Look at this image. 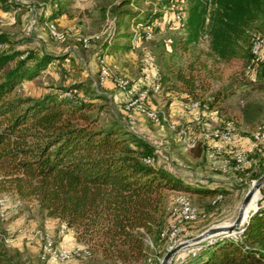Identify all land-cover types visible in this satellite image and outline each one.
<instances>
[{
    "label": "trees",
    "instance_id": "1",
    "mask_svg": "<svg viewBox=\"0 0 264 264\" xmlns=\"http://www.w3.org/2000/svg\"><path fill=\"white\" fill-rule=\"evenodd\" d=\"M45 1L41 14L45 24L73 15L75 0ZM145 1L98 3L103 20L113 18L99 58L118 51L129 53L135 48L133 41H150L177 26L170 40L172 63L159 50L160 69L149 94L157 83L159 90L171 83L189 101L207 102L208 108L220 112L221 101L235 95L239 84L246 85L247 80L237 75H257L264 82V57L253 51L254 36L264 34V0H152L143 7ZM5 3L15 10L26 6L19 1ZM167 13H174V18L165 20ZM32 38L0 31V190L34 200L46 216L74 228L88 245L86 254L94 247L111 262L158 264L150 260L151 247L145 237L148 233L158 238L168 231L164 228L167 191L196 195L198 203L204 204L197 208L206 216L226 202L233 187L248 189L242 181L254 182L264 175L258 147L247 155L249 165L240 157L214 152L219 161L216 168L236 179L232 185L213 178H185L174 167L155 163L158 154L148 140L121 120L103 121L104 106L97 100L105 96L87 82L39 97L21 93L25 81L37 79L53 66L64 73L65 62L74 61L69 51L30 44ZM203 41L206 47H201ZM219 82L225 83L211 100L202 99ZM254 85L250 89L264 91ZM262 124L264 130V121L258 126ZM190 150L196 157L203 156L202 143ZM224 159L230 162L227 170L221 168ZM217 196L221 199L216 200ZM250 215L240 232L218 234L174 264H264L262 200ZM0 264H19L1 240Z\"/></svg>",
    "mask_w": 264,
    "mask_h": 264
},
{
    "label": "rangeland",
    "instance_id": "2",
    "mask_svg": "<svg viewBox=\"0 0 264 264\" xmlns=\"http://www.w3.org/2000/svg\"><path fill=\"white\" fill-rule=\"evenodd\" d=\"M5 1L0 0L3 3L0 5V31H6L17 37H26L25 40L33 36L30 44H35L34 41L48 49L74 53V61H66L63 65L66 77H64L65 72L53 66L37 79L25 81L21 93L39 97L75 82L89 83L105 96L97 100L98 104L104 106L103 121L118 119L123 123L126 121L128 126H134L141 135L159 145L160 155L155 163L157 160L158 162L162 160L165 164L168 163L174 167L175 171L185 178H188L190 174L204 179L211 175H226L216 168L219 163L216 158L218 156L208 155V152L213 150L212 141H222V146H234V139L226 140L224 136H221L225 133H227L225 136L234 135L237 141L236 148L239 151V153L226 152L228 155L240 157V153H243L247 156L258 147L264 159V130L261 128L263 124L258 126L264 121V91L258 89L252 92L254 90L250 89L253 83L256 87L264 88V82L258 81L257 75H237L240 80H247L244 87L241 84L238 85V89L241 87L240 89L243 88L245 92H249L247 97L242 98L244 105L246 106L250 101L254 102L252 109L244 107L245 112L248 113L242 110L239 117V112L235 110V107H229L230 113L223 112L222 116L219 114L209 116L206 120L207 124L200 121L202 111L209 112L218 110V108H208L207 102L201 105L198 102L189 101L185 93L182 94L174 89L173 84L165 83L159 90L160 86L157 83L154 90L158 92L149 94V90L144 91L153 84L151 79H156L158 76L159 50L167 56L165 61L168 64L172 63L170 40L177 34V26L166 28L150 41H136L135 48L129 54L117 56L107 54L99 58L100 45L113 28L112 16L104 21L101 10L97 7L101 0H75L72 7L73 15L63 16L55 24L52 22L45 24L41 19L43 6L47 5V1L15 0L26 4L17 10L15 6H8ZM150 1L152 0L143 2V7H147ZM48 13L47 10L46 14ZM174 16V13H167L165 20L174 18ZM55 32L61 34L62 37L56 36ZM206 44V41H203L201 47H206ZM188 57L189 54L185 55L183 60ZM163 67H165L164 64ZM228 73L227 71L226 77ZM146 80H150L151 85H146ZM224 83H216L218 85L214 90L206 93L202 99L211 100L215 90ZM240 100V95H238L232 102H236L238 108H241ZM169 107H173L175 111L171 109L168 111ZM195 116L197 119L186 121ZM247 117L254 123L247 126L245 124ZM226 118H231L235 123L227 121ZM198 143H202L204 152L203 158L196 163L195 156L190 149L193 144ZM216 152V155L220 154L217 149ZM243 158L240 157V160ZM228 160L224 159L221 165L223 170H227L230 163ZM197 172L202 175L196 174ZM242 182L248 186V189L254 183L250 179ZM248 189L233 187L226 202L210 209L206 216L199 212V207L197 208L201 205L196 195L182 191H167L164 228L168 231L158 238L146 234L145 240L151 247L150 260L160 264L167 251L181 241L193 238L211 226L233 223ZM257 194L255 204L264 194L263 186ZM219 199L221 197L217 196L216 200ZM262 201L264 203V196ZM193 220L195 221L186 224L187 221ZM239 229L237 227L231 234L235 235L240 232ZM216 235L207 236L199 242L178 249L171 258L170 264L180 262L187 257L190 251H193L192 249L200 248L202 244ZM0 240L3 241L11 257L19 264H123L105 259L100 252L95 251L94 247L90 254H86L87 251L90 252L88 245L78 238L74 228L46 216L34 200L21 199L11 191L0 190ZM61 253H67L70 257L64 260L60 257Z\"/></svg>",
    "mask_w": 264,
    "mask_h": 264
},
{
    "label": "crops",
    "instance_id": "3",
    "mask_svg": "<svg viewBox=\"0 0 264 264\" xmlns=\"http://www.w3.org/2000/svg\"><path fill=\"white\" fill-rule=\"evenodd\" d=\"M135 42L136 41H133V43H134V45L136 46V44H135ZM33 43H36V42H33ZM120 54H129V53H124V52H122V51H118L117 53H115V54H111V55H120ZM70 55L71 56H73L74 55V53H70ZM110 55V54H109ZM263 57H264V55H263ZM99 71V70H98ZM151 81L152 82H154L155 81V79H151ZM150 80H146V85L148 84V85H151V82ZM154 84V83H153ZM152 84V85H153ZM151 85V86H152ZM241 88V87H240ZM237 89L236 90V93H235V95H233L232 97H229L228 99H226L225 101H221V103H220V105L222 106V107H224V109L223 110H221L220 112H219V110H214V111H202L203 112V114H202V116L200 117V121H202L203 123L205 122V124H207V118H209V116H212V115H215V114H219V115H223L222 113L223 112H231L229 109V107H235V110H237L238 112H239V117H240V112L243 110L244 112H245V108L244 107H247L248 109L249 108H251V107H253L254 106V102L253 101H250V102H247V104H246V106L244 105V103H243V100L244 99H242L243 97H247L248 96V94H249V92L247 91V92H245V90L242 88V89ZM145 90H149V87H147L146 89H144V91ZM154 92H158V91H154ZM252 92H255V91H252ZM238 95H240V98H241V108H238V105H236V102H232L233 100H234V97L235 98H237V96ZM242 95V96H241ZM173 107H169V108H167L168 109V111L171 109V110H173V111H175L174 109H172ZM252 109V108H251ZM170 110V111H171ZM229 110V111H228ZM234 111V110H233ZM248 111V110H247ZM226 112V114H228ZM245 113H248V112H245ZM199 114V113H198ZM252 114V113H251ZM200 115V114H199ZM243 118V117H242ZM241 118V121L243 122L244 120ZM193 119H197V117L195 116V117H191V118H188V119H186V121L188 120V121H190V120H193ZM124 121V120H123ZM240 121V122H241ZM254 122H252V120L249 118V117H247V120L245 121V124L248 126V125H250V124H253ZM124 124H126L127 126H128V124L126 123V121H124ZM185 124V122L182 124L183 125V127L185 126L184 125ZM259 125V124H258ZM132 131H134L135 133H137L139 136H141V137H143V138H145L146 140H148L149 141V139H147L146 137H144V135H141L140 133H139V130L138 129H136L134 126H128ZM154 147H155V150H156V153L158 154V155H160V150H159V145H156V144H154L153 142H151V141H149ZM210 143H211V141H210ZM194 145V144H193ZM192 145V146H193ZM213 146H214V142L212 141V148H213ZM214 152H216V149H214L213 148V150L212 151H209L208 152V155L211 157L212 155H215V153ZM217 153V152H216ZM195 156V155H194ZM208 156V157H209ZM201 158H203V156H201V157H194V159H195V162L197 163V161L199 160V159H201ZM208 159H211V158H208ZM214 159V158H213ZM160 162V161H159ZM217 162H218V160H217ZM216 162V163H217ZM160 163H162V164H165L164 163V161H162L161 160V162ZM165 165H167V166H170L168 163L167 164H165ZM196 174H199V175H202V173H199V172H197ZM189 178H192V179H194V180H198V179H200L199 178V176L198 177H196V176H193V175H189ZM207 178H213L214 180H216L217 182H220V181H222V183H226V184H234V183H236L237 181H236V179H234V178H232L231 176H229V175H222V174H220V175H211V176H207Z\"/></svg>",
    "mask_w": 264,
    "mask_h": 264
},
{
    "label": "water",
    "instance_id": "4",
    "mask_svg": "<svg viewBox=\"0 0 264 264\" xmlns=\"http://www.w3.org/2000/svg\"><path fill=\"white\" fill-rule=\"evenodd\" d=\"M262 186H264V175H262L260 178L255 180L254 183L252 184V186L248 189V191H247V193L243 199V202L241 204V207L239 209V213H238V215H237V217L233 223H231L229 225L211 226L208 229H206L203 233H201V234H199L193 238H190L188 240L181 241L175 247H173L167 251V253L164 255V257L161 259L160 264H170L171 258L173 257L174 253L178 249H181L183 247H187V246L192 245L196 242H199V240H201L207 236H213V235L220 234V233L231 234L232 231L235 230L237 227L240 228L245 223V219L247 217V210H248V207H249L253 197L255 196V194L258 191H260ZM262 197H260V199L258 200L257 206H258L259 201L262 200ZM250 216L251 215L249 214L248 219L250 218Z\"/></svg>",
    "mask_w": 264,
    "mask_h": 264
},
{
    "label": "bare ground",
    "instance_id": "5",
    "mask_svg": "<svg viewBox=\"0 0 264 264\" xmlns=\"http://www.w3.org/2000/svg\"><path fill=\"white\" fill-rule=\"evenodd\" d=\"M11 1H15V0H10V2ZM55 35L56 36H58V37H62V35L61 34H59V33H56L55 32ZM253 51L256 53V54H258V55H260L261 57H263V51H264V34L263 35H260V34H257V35H255L254 36V43H253ZM134 106V105H133ZM143 111H145V110H143ZM151 114V113H150ZM224 133V132H223ZM222 134V133H221ZM227 133H225V134H222L221 136H225ZM231 135V134H230ZM234 136V135H233ZM257 136H259V135H257ZM227 140V139H226ZM227 144H228V142H226ZM232 143V142H231ZM218 150V149H217ZM219 151V150H218ZM244 156V155H243ZM241 161H243L244 162V164H248V160H247V157H244L243 159H241ZM249 164H250V161H249ZM259 192V191H258ZM257 192V193H258ZM255 194V196L253 197V199H252V201H251V203H250V205H249V207H248V210H247V217H246V219H245V221L248 219V215L251 213V211H253L255 208H256V206L255 205H257V203L255 204V201L257 200V197H258V194ZM260 199V198H259ZM258 199V200H259ZM258 202V201H257ZM193 206V205H192ZM190 207V206H189ZM192 208V207H191ZM60 257L61 258H63L64 260L65 259H68L69 257H70V255L69 254H67V253H61V255H60ZM72 257V256H71Z\"/></svg>",
    "mask_w": 264,
    "mask_h": 264
},
{
    "label": "built area",
    "instance_id": "6",
    "mask_svg": "<svg viewBox=\"0 0 264 264\" xmlns=\"http://www.w3.org/2000/svg\"><path fill=\"white\" fill-rule=\"evenodd\" d=\"M224 139H234V146H222V141H217V142H214V146L213 148H216L220 151V154L221 153H224V152H233V153H239V151L237 150L236 146H237V141H236V138L234 136H224ZM240 157H248V164L249 165V156H243V153H240ZM246 166V165H245ZM188 209V208H187ZM185 221V220H184ZM190 222V221H188ZM199 248V247H197ZM197 248H194L192 250H195ZM171 264H174V263H171Z\"/></svg>",
    "mask_w": 264,
    "mask_h": 264
}]
</instances>
